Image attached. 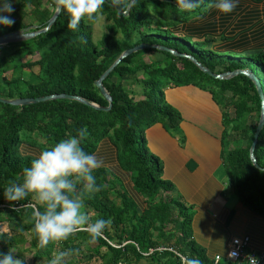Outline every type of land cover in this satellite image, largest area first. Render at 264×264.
Segmentation results:
<instances>
[{"label": "trees", "instance_id": "trees-1", "mask_svg": "<svg viewBox=\"0 0 264 264\" xmlns=\"http://www.w3.org/2000/svg\"><path fill=\"white\" fill-rule=\"evenodd\" d=\"M13 7L15 23L0 26V35L43 28L55 10L51 0H14ZM99 16L106 19V30L96 41L92 33L99 19L82 18L79 27L71 29L65 11L45 33L0 46V97L67 93L107 106L94 82L125 49L140 43L191 55L215 73L248 69L259 79L264 96V0H240L228 14L216 10L213 0H200L193 10L183 9L176 0H105ZM103 85L112 96L107 111L69 99L22 106L0 102V252L11 250L24 260L15 252L20 248L31 255V264L43 259L50 264L61 251L68 253L62 264H183L168 249L172 248L187 261L198 258L204 264V251L193 240L191 206L163 177L162 161L149 153L146 142V129L158 122L171 135L180 134L181 113L165 96L169 87L193 85L211 94L221 111L220 157L227 184L244 206L264 219V171L250 158L261 99L250 77L238 74L217 79L187 57L145 48L124 58ZM81 127L87 129L81 139L86 153L94 154L104 139L109 140L143 209L139 211L129 193L118 189L110 169L99 166L94 170L98 187L92 190L82 175L73 174L68 179L75 188L69 196L83 201L86 223L103 218L111 224L94 241L88 231L79 229L65 240H50L41 247L34 232V213L44 211L45 205L32 192L16 201L8 200L5 192L10 185L23 183L24 168L37 158L23 153L22 145L42 150L79 136ZM34 135L35 142H24L26 136ZM38 138L43 139V147H38ZM254 155L264 168V124ZM83 242L96 243L94 254L105 247L108 258L101 255L99 263L74 258ZM157 247L166 249L149 252Z\"/></svg>", "mask_w": 264, "mask_h": 264}, {"label": "crops", "instance_id": "crops-1", "mask_svg": "<svg viewBox=\"0 0 264 264\" xmlns=\"http://www.w3.org/2000/svg\"><path fill=\"white\" fill-rule=\"evenodd\" d=\"M165 96L181 113L182 142L158 122L145 131L147 146L162 161L163 177L174 184L180 198L191 206L193 240L204 251V264H215V256H219L216 264H246L228 257L230 240L248 236L247 250H263L264 219L244 206L227 184L220 157L223 129L220 108L209 92L193 85L169 87ZM24 153L39 157L35 151ZM94 155L104 161L116 157V151L104 139ZM116 165V175L128 177L118 162ZM100 166L113 171L104 163ZM129 195L142 211L141 198L136 193Z\"/></svg>", "mask_w": 264, "mask_h": 264}, {"label": "clouds", "instance_id": "clouds-1", "mask_svg": "<svg viewBox=\"0 0 264 264\" xmlns=\"http://www.w3.org/2000/svg\"><path fill=\"white\" fill-rule=\"evenodd\" d=\"M57 11L69 14L68 28L77 29L82 18L97 21L105 0H56ZM185 10L198 7L200 0H176ZM14 0H0V26H11L15 23L11 15L15 11ZM214 7L221 13L233 12L240 0H213ZM87 129L81 127L79 136H70L61 139L51 147L42 149L39 157L25 167L23 183L12 184L5 192L10 201L24 198L29 192L36 195L37 199L45 205L44 211L37 210L34 232L38 234L41 247L46 246L50 240H65L82 226L91 234L94 241L104 236V229L111 224L110 219H97L94 223L87 224V215L84 212L83 201L70 198L69 193L75 188L68 179L73 174L82 175L88 184L89 190L96 185L97 177L93 174L101 161L93 153L85 151L81 146V139L86 135ZM67 252H59L50 264H62V259ZM238 256L236 250L229 253ZM249 264H260L259 258L250 255ZM0 264H25V261L13 255V251L0 252ZM187 264H203L198 258H190Z\"/></svg>", "mask_w": 264, "mask_h": 264}, {"label": "water", "instance_id": "water-1", "mask_svg": "<svg viewBox=\"0 0 264 264\" xmlns=\"http://www.w3.org/2000/svg\"><path fill=\"white\" fill-rule=\"evenodd\" d=\"M54 4H55V10L52 14V16L48 19L46 25L43 28H25V29H20V30H16L10 33H5L0 35V46L9 44V43H14V42H21L33 37H36L42 33H45L50 26L55 22V20L57 19V17L59 16L60 12L57 11V2L56 0H51ZM130 5V4H129ZM129 5L127 6L126 11L124 12V14L128 13L129 10ZM145 48H157L160 50H165L168 51L170 53H172L173 55L176 56H184L189 58L193 63H195V65H197V67L202 70L203 72L209 74L210 76L217 78V79H228L231 78L235 75L238 74H245L248 77H250L253 81V83L256 86V89L258 91V94L260 96L261 99V109H260V116H259V120L257 122V126L256 129L254 131V135H253V141L252 144L250 146V158L251 161L253 163V165L264 171V168L259 166V164L257 163L256 157L254 155V150H255V146H256V142L259 136V132L263 127L264 124V96H263V91H262V87L260 84L259 79L252 73V71L248 70V69H240V70H234V71H226V72H222V73H215L212 72L210 69H208L207 67L203 66L199 61H197V59H195L193 56L188 55V54H184V53H179L176 50H173L171 48H167L161 45H149V44H145V43H140L137 44L131 48L125 49L116 59L115 61L101 74V76L94 82V84L96 85V87L99 88L100 93L104 96V98L107 100L108 105L107 106H101L95 102L89 101L81 96L78 95H72V94H67V93H56V94H51V95H43V96H38V97H23V98H14V99H7V98H3L0 97V102L1 103H5V104H11V105H15V106H22V105H29V104H36L39 102H44V101H49V100H55V99H69V100H76L79 101L87 106H90L94 109H98V110H109L112 106V96L111 94L107 91V89L105 88V86L103 85V80L110 74V72L127 56L131 55L132 53L138 51V50H143Z\"/></svg>", "mask_w": 264, "mask_h": 264}, {"label": "rangeland", "instance_id": "rangeland-1", "mask_svg": "<svg viewBox=\"0 0 264 264\" xmlns=\"http://www.w3.org/2000/svg\"><path fill=\"white\" fill-rule=\"evenodd\" d=\"M42 9H44V8H42ZM27 20L30 21L29 17L27 18ZM105 25H106V19L103 16H101L99 18V20L93 26V33L92 34H93L94 41L98 40L101 37V35L105 32V30H106ZM34 26H37V24H33L32 25V27H34ZM153 57H154V55L146 57L145 59L149 60V59H151ZM132 85H134V84H132ZM134 86H136V85H134ZM134 86H132L131 88L134 89V90H137V88L134 87ZM135 96H136V98L139 97L138 94H136ZM179 136H181V132H180ZM36 137H37V135H36ZM34 138H35V135L33 137H29V138H28V136H26V138H25L26 140H24V142L25 141H30V142L34 141L35 142ZM37 141H38V143H37L38 147H40V146L43 147V145H42V144H44L43 139L42 138H38ZM21 151L23 153L24 152L35 151V153H37L38 155L40 154V151L37 148H32V147L28 146L27 144L22 145ZM148 151H149V153H153L152 150L149 147H148ZM97 160L99 161V159H97ZM101 163H104L108 167L110 166V168L114 171V174H115V176L117 178V181H116V183L118 185L117 187H118L119 190L131 193V194H135L134 191L131 188V183H130L129 178L126 177V176L118 177L116 175V173H118L117 172L118 166L116 165L117 161H116L115 155H113L110 159L108 157L106 160L101 161ZM115 165H116V167H115ZM80 229H85V228H80ZM95 247H96V243H94V242H91L90 244H87L86 242L81 243L79 245V250H76L77 252L75 251L74 258H79V259H82V260H85V259L88 258L89 260H91V262H94V263H99V262L102 261L101 257H100L101 255H105L104 259L108 258V256H109V255H107L108 250L105 247H100L99 248V254H94L93 253V251H94L93 249ZM15 252H19L20 253L21 258L23 257L24 260L26 261L25 263L31 264L30 263L31 260H32L31 255H28L27 253H25V251H21L20 248L16 249ZM69 257H72V256L70 255V256H67L66 258L68 259ZM45 263H46V260L43 259L42 261H40L37 264H45ZM139 264H143V262H140Z\"/></svg>", "mask_w": 264, "mask_h": 264}, {"label": "built area", "instance_id": "built-area-1", "mask_svg": "<svg viewBox=\"0 0 264 264\" xmlns=\"http://www.w3.org/2000/svg\"><path fill=\"white\" fill-rule=\"evenodd\" d=\"M249 244V237L248 236H243V237H233L230 240L229 243V250H228V257H230L233 260H242L245 261L246 264H249L248 257L250 255L256 256L259 258L260 264H264V249L261 251H253V250H247ZM166 249L165 247H157L155 249L150 248L149 252H152L153 250H164ZM170 251L175 252L181 259L183 264H187V259L174 251L172 248H168ZM232 250L238 251L239 255L238 256H230L229 253ZM219 260V256H215L214 263L216 264L217 261Z\"/></svg>", "mask_w": 264, "mask_h": 264}]
</instances>
